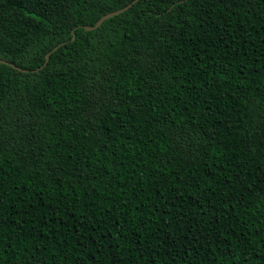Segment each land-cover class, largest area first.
I'll return each instance as SVG.
<instances>
[{
    "label": "trees",
    "instance_id": "16d2710c",
    "mask_svg": "<svg viewBox=\"0 0 264 264\" xmlns=\"http://www.w3.org/2000/svg\"><path fill=\"white\" fill-rule=\"evenodd\" d=\"M0 58V264H264V0H0Z\"/></svg>",
    "mask_w": 264,
    "mask_h": 264
},
{
    "label": "water",
    "instance_id": "95a60500",
    "mask_svg": "<svg viewBox=\"0 0 264 264\" xmlns=\"http://www.w3.org/2000/svg\"><path fill=\"white\" fill-rule=\"evenodd\" d=\"M131 5H132V3H130V4L126 5V6H124V7H122V8H120V9L114 10V11H112V12H109V13L103 15V16H102V17L96 22V24H94V25H86V26H85V29H87V30H93V29L99 27V26H100V25H101V24H102L107 18H110V17H112V16H114V15H117V14H120V13L126 11ZM59 46H60V44H59L58 46H56V47L54 48V50H56ZM49 57H50V53H48V54L46 55V58H47V59H46V62H45L44 65H46V63L48 62ZM0 62H2V63H7V64H10V65H12V66H15V67L20 68V67L17 66L16 64L10 62L9 60L3 59V58H0ZM44 65L41 66V67L38 68V69L43 68Z\"/></svg>",
    "mask_w": 264,
    "mask_h": 264
}]
</instances>
